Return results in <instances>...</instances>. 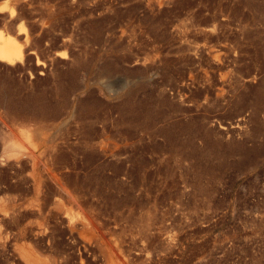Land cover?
Wrapping results in <instances>:
<instances>
[{
  "label": "rangeland",
  "instance_id": "rangeland-1",
  "mask_svg": "<svg viewBox=\"0 0 264 264\" xmlns=\"http://www.w3.org/2000/svg\"><path fill=\"white\" fill-rule=\"evenodd\" d=\"M0 264H264V0H0Z\"/></svg>",
  "mask_w": 264,
  "mask_h": 264
},
{
  "label": "bare ground",
  "instance_id": "bare-ground-1",
  "mask_svg": "<svg viewBox=\"0 0 264 264\" xmlns=\"http://www.w3.org/2000/svg\"><path fill=\"white\" fill-rule=\"evenodd\" d=\"M22 49L15 42V39L12 37L1 36L0 41V59L6 60L9 63H14L16 60L22 59Z\"/></svg>",
  "mask_w": 264,
  "mask_h": 264
}]
</instances>
